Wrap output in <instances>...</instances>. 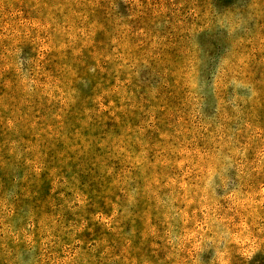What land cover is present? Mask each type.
Wrapping results in <instances>:
<instances>
[{
    "label": "rangeland",
    "instance_id": "obj_1",
    "mask_svg": "<svg viewBox=\"0 0 264 264\" xmlns=\"http://www.w3.org/2000/svg\"><path fill=\"white\" fill-rule=\"evenodd\" d=\"M0 264H264V0H0Z\"/></svg>",
    "mask_w": 264,
    "mask_h": 264
}]
</instances>
